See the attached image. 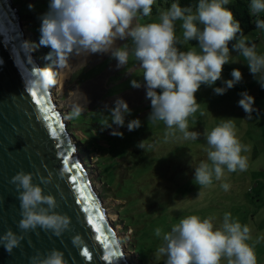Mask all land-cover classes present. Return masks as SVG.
Instances as JSON below:
<instances>
[{"label": "clouds", "instance_id": "1", "mask_svg": "<svg viewBox=\"0 0 264 264\" xmlns=\"http://www.w3.org/2000/svg\"><path fill=\"white\" fill-rule=\"evenodd\" d=\"M155 3L156 0H50L49 11L41 18L40 43L50 46L52 51L47 58L59 71L52 67L36 68L30 87L46 94L57 84L60 72L69 67L71 58L81 55L110 53L117 60V67H123L128 63L129 47L127 43L117 46L116 41L130 38L134 45L132 54L143 69L146 99L151 102L149 120L165 123L166 139L175 136L177 130L185 140L198 139V132L188 130V118L199 108L196 93L201 86H214L221 80L224 65L236 62L231 59L229 42L236 41L232 49L245 58L254 76L264 73V54L257 53L256 44L248 42L240 22L225 7L229 0H198L195 12L191 6L172 3L160 13L159 22L139 23L141 18L151 14ZM249 13L257 17L264 13V0H251ZM177 20L182 21V39L176 35ZM255 26L264 31V19L257 18ZM193 40L198 44L187 51L177 46ZM231 76L232 79L223 81V87L213 88L216 95H224L242 80L238 68L232 70ZM260 83L264 87V82ZM131 86L139 88L141 83L132 80ZM238 95V106L246 113V118L251 119L257 111L255 98L246 90ZM83 111V106L74 105L66 118H78ZM110 113L112 123L122 127L131 110L120 98ZM105 126L111 127L108 122ZM140 126L138 118L127 124L129 131ZM111 134L123 137V133L116 130ZM206 140L207 161L195 168L196 184L208 186L213 177L221 180L225 169L229 173L248 170L249 158L242 153L250 152L251 148L241 142L233 118L224 119L207 132ZM138 147L144 149V141ZM40 180L49 183L43 177ZM10 182L18 191L22 216L18 227L23 232L39 226L60 236L69 228L70 218L55 211L58 207L55 197L45 195L42 187L33 183V173L21 170ZM221 187L227 191L230 185L222 183ZM215 219L193 214L182 218L163 234L157 227L155 235L162 236L163 240L157 252L167 257L165 264H221L222 259H226L227 264H257L254 248L248 243L252 238L250 227L233 220L231 213L224 214L219 227L214 226ZM23 239L24 235L9 229L0 236V245L12 253ZM30 264L68 262L63 252L52 249L46 255L37 253L30 257Z\"/></svg>", "mask_w": 264, "mask_h": 264}, {"label": "rangeland", "instance_id": "2", "mask_svg": "<svg viewBox=\"0 0 264 264\" xmlns=\"http://www.w3.org/2000/svg\"><path fill=\"white\" fill-rule=\"evenodd\" d=\"M22 1L25 13L39 11L38 16L29 18V24L39 31L41 37V18L49 11L50 0ZM157 3L156 0L155 4ZM22 4L13 2L11 6L23 34L36 56L39 68L52 67L54 71H59L47 58L52 51L50 46L41 45L37 37L27 30L28 22L25 21L26 16L21 14L20 9ZM29 5L32 7L29 8ZM260 14L264 15V13ZM159 15V13L150 14L148 17L141 18L139 23L159 22ZM175 23L176 35L182 39V21L177 20ZM245 36L249 43L256 44L258 54H264V31L256 29ZM125 43L129 47L127 65L118 68L117 60L112 58L110 53L72 57L69 67L60 72L57 84L49 89L48 94L54 101L56 111L61 115L62 126L65 128L69 142L74 145L79 159L84 162L88 178L100 196L108 223L114 231L127 264H139L138 256L133 250V246L129 244L134 230L133 227L125 226L120 216V211L126 202L115 197L111 190L104 189V184L99 176L101 172L95 163L100 152L95 148H100L102 152L100 160H102L110 158L104 157L107 154L111 156V154L118 153L119 156L122 154V149L125 151L130 147L134 148L142 141H144V148L153 152L154 162L151 165L153 175L164 173L161 181L153 183V185L163 187L159 191L163 190L166 203L169 204V212L165 217L155 220L156 227L150 231L152 236L148 238L149 243L141 244L138 247L143 257H150L154 262L165 264L167 257L157 252L158 247L163 244L162 236L155 235L157 227L161 228L163 234L170 231L171 227L179 223L182 218L193 214L201 218L213 216L216 218L213 221L214 226L219 227L224 214L231 213L233 220H238L242 225L247 224L250 227L252 238L248 243L254 248L257 264H264V87L260 83L264 82V73L254 76L250 72L245 58L230 48L231 59L236 62L224 65L221 80H218L214 86L202 85L196 93L199 108L188 118V130L198 132L199 138L185 140L183 134L177 130L175 136L166 139L165 123L149 120L151 102L146 99L143 69L132 54L134 45L131 39L116 41L117 46H122ZM195 45L197 44L188 42L177 46L181 51H187ZM196 50L200 51L198 46ZM234 68H238L242 72L241 82L224 95H216L213 88L223 87V81L232 79L231 72ZM132 80L139 81L141 87H132ZM245 90L255 98L254 107L257 111L253 113L251 119H247L246 113L238 106L240 99L238 94ZM120 98L127 102L131 110V114L125 116V124L122 127L116 124L114 126L110 118V109L115 107V101ZM74 105L83 106L84 111L80 117L72 119L71 124L70 119L66 117ZM101 115H105L106 118L98 119V116ZM137 118L141 121V126L129 131L128 122ZM227 118H233L241 142L251 148L250 152L242 153L249 158L248 170L229 173L225 169L221 180H216L213 177L210 185L200 186L194 181V173L195 168L202 161H207L206 133ZM97 119L103 126L101 132L94 130L91 125L82 126L83 132L78 125H74L82 122L90 123L91 120ZM106 122L111 127H106ZM114 130L122 132L123 137L112 135ZM147 142H151L152 146H145ZM85 144L92 152L88 150L87 154L85 153ZM208 162L210 163V161ZM118 166H116L115 174L120 171ZM101 169L104 175L108 172L104 165ZM112 176L114 174H110L109 179ZM222 183L230 185L227 191L221 187ZM253 197L254 199H252ZM157 198L156 194L152 200L155 201ZM110 216H113L114 219H110ZM134 227H137L136 222H134ZM145 228L143 227L141 230L144 231ZM221 264H227V260L222 259Z\"/></svg>", "mask_w": 264, "mask_h": 264}, {"label": "water", "instance_id": "3", "mask_svg": "<svg viewBox=\"0 0 264 264\" xmlns=\"http://www.w3.org/2000/svg\"><path fill=\"white\" fill-rule=\"evenodd\" d=\"M13 2L0 0V236L11 229L17 235H24V239L12 253L0 245V264H30V257L37 253L46 255L52 249L63 252L68 264H127L100 196L88 178L84 162L69 142L54 101L48 92L37 91L56 113L55 137L50 134L36 98L31 95L35 89L29 82L35 78L34 72L39 66L14 14ZM73 163L78 167L69 171ZM21 170L33 173V183L39 184L45 195L55 197L58 204L55 211L70 218L69 228L60 236L39 226L26 233L18 227L22 219L20 200L16 186L10 181ZM76 172L81 173V182L89 185L85 194L89 191L93 194L91 203H76L78 193L70 179ZM40 177L49 183H42ZM88 216H93L102 229L110 230L105 231L109 238L107 247L96 239ZM85 247L92 254L91 261L81 255ZM112 252L117 255L112 256ZM105 256L109 259L105 260Z\"/></svg>", "mask_w": 264, "mask_h": 264}, {"label": "trees", "instance_id": "4", "mask_svg": "<svg viewBox=\"0 0 264 264\" xmlns=\"http://www.w3.org/2000/svg\"><path fill=\"white\" fill-rule=\"evenodd\" d=\"M15 3H23L22 0H13ZM157 4L152 6L151 14L161 13L164 10H167L172 3H179L183 6H191L193 11L196 9L198 0H157ZM251 0H229V4L225 5L226 8L233 12L234 18L240 22L241 28L244 35L256 30L255 21L257 18L264 19V15L259 14V16L250 15L249 5ZM21 14L26 16L25 21H27L28 28L27 30L35 35L40 41L39 31L31 27L29 24V18H34L38 16L39 11H29L25 13L24 6L22 4ZM23 11V12H22ZM202 28V25H198ZM239 35L237 39H239ZM192 44H198V41H190ZM236 43L235 40L229 42V49L232 48V45ZM134 110V109H133ZM106 118L105 115L98 116V119ZM91 120L90 123H75L78 125L80 130L84 132L82 126L91 125L94 130L102 131L103 126L100 121ZM72 124V119H70ZM115 126V124H114ZM133 137V136H132ZM83 143V142H82ZM145 146H152L151 142L145 143ZM85 153L89 149V146L85 144ZM96 151H99V157H97L96 167L101 172L99 174L101 182L104 184L105 190H111V193L120 199H123L126 203L122 211H120V216L122 221L125 223V226L133 227L134 235L131 238L130 245L133 246V250L137 254L139 264H159L154 262L150 257H143L141 250L138 248L141 244L147 245L149 243L148 238L152 236L150 233L156 227L155 220L157 218H164L165 215L169 212V204L166 203L165 194L162 191H159L161 186L153 185V183H159L162 179L164 173H155L153 175L152 164L154 160L153 152L134 146L129 149L121 150L122 154L118 156V153L107 154L104 157H110L107 159H102L100 148H95ZM92 152V150H91ZM87 154V153H86ZM87 160V159H86ZM112 164V165H111ZM103 165L106 167L108 172L104 175L102 171ZM119 165L120 171L118 174H115L116 166ZM114 174V176L109 179V175ZM159 175V176H156ZM154 176V177H153ZM158 195L157 200L153 201L152 198L154 195ZM254 199V197L252 198ZM183 212V211H182ZM168 216V215H167ZM179 216V215H178ZM134 222L136 226L134 227ZM146 227L144 231L141 228Z\"/></svg>", "mask_w": 264, "mask_h": 264}, {"label": "snow or ice", "instance_id": "5", "mask_svg": "<svg viewBox=\"0 0 264 264\" xmlns=\"http://www.w3.org/2000/svg\"><path fill=\"white\" fill-rule=\"evenodd\" d=\"M31 95L36 98V103L40 108V111L43 113V119L45 122H47V128L50 131V134L55 137L57 133V117L56 113L53 111V108L50 106L49 102L45 100V97L43 95H38L37 90H33ZM53 121H56L54 124ZM65 163H67V160H65ZM78 166L73 163L71 169L69 171H72L73 169H76ZM72 184L74 185L75 191L78 193L76 197V203L77 204H84L85 201L91 203L93 201V194L89 191L87 194H85L86 189L89 187V185L84 184L81 182V173L76 172L75 174L71 175L70 177ZM84 211H87V209H83ZM98 211V209H97ZM100 219H103V213H100ZM88 223L92 226L93 230L95 231L96 239L100 241L105 247L108 246V236L105 234V230L102 229L101 225L97 222H95L93 216L87 217ZM81 255L86 258L87 260H92V254L90 253V250L88 248H84L81 252ZM112 256L117 255L116 252L111 253ZM105 260H108L109 257L105 256Z\"/></svg>", "mask_w": 264, "mask_h": 264}, {"label": "bare ground", "instance_id": "6", "mask_svg": "<svg viewBox=\"0 0 264 264\" xmlns=\"http://www.w3.org/2000/svg\"><path fill=\"white\" fill-rule=\"evenodd\" d=\"M110 219H114L113 216H110ZM110 219H109V220H110Z\"/></svg>", "mask_w": 264, "mask_h": 264}]
</instances>
